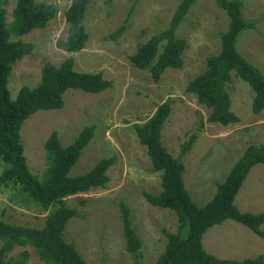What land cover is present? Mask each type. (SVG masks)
<instances>
[{"label": "rangeland", "instance_id": "obj_1", "mask_svg": "<svg viewBox=\"0 0 264 264\" xmlns=\"http://www.w3.org/2000/svg\"><path fill=\"white\" fill-rule=\"evenodd\" d=\"M43 1L56 4L54 18L43 28L10 36L12 40L33 44L31 52L11 66L7 82L10 97L21 86L31 88L38 83L44 61L57 66L65 57L72 58L76 71L100 72L110 86L97 93L67 89L61 108L36 110L23 120L19 139L28 170L41 175L46 165L43 142L51 131L65 146L83 126L92 124L93 136L68 174L84 173L103 157H112L113 161L105 171L108 180L103 187L64 197V203L74 207L76 214L65 223L63 239L73 243L85 264H132L133 257L124 247L119 210V203L123 202L140 240L138 263L154 264L163 250L164 232L175 231L177 220L172 210L153 206L142 195L144 191H160V174L151 171L145 147L137 141L132 124L143 122L157 104L171 99L160 141L176 157L181 143L190 133H196L190 149L181 156L183 184L196 205L210 199L216 183L223 180L247 144L264 142V110L251 111L253 94L243 80L231 73L227 87L229 109L238 121L227 125L208 122L209 109L184 90L186 82L203 70L205 56L218 52L219 33L226 29L228 18L215 0H195L175 29V36L186 42L181 67H166L153 81L147 69L130 64L128 55L167 26L179 0H91L83 19L87 39L75 53L54 45L66 34L63 11L70 0ZM240 1L242 17L254 21L255 28L241 31L235 45L246 60L264 73V0ZM12 7V1L4 5L6 22L11 21ZM119 25L124 27L122 32L111 38L109 34ZM233 203L240 211L264 212V164H255L248 170ZM46 213L27 199L18 185L0 183L1 220L40 228ZM260 229L264 232V222ZM201 244L206 252L221 258L261 254L264 260V236L231 219L209 227ZM22 250L28 254L20 264H47L28 245L14 246L8 256L19 258Z\"/></svg>", "mask_w": 264, "mask_h": 264}, {"label": "trees", "instance_id": "obj_2", "mask_svg": "<svg viewBox=\"0 0 264 264\" xmlns=\"http://www.w3.org/2000/svg\"><path fill=\"white\" fill-rule=\"evenodd\" d=\"M13 2L11 21L5 20L4 5ZM91 0H70L63 11L67 23L66 34L55 40V47L69 53L81 50L87 39L84 28V12ZM195 0H179L167 26L152 34L135 51L128 55L132 66L147 69L153 81H157L166 67L182 65V51L186 47L183 38L175 36V29ZM228 18L227 27L219 33L220 46L215 54L204 58L203 70L189 79L184 87L198 104L209 109L208 122L221 125L235 123L238 117L229 109L227 91L231 73L248 84L252 91L250 108L253 113L264 110V73L246 60L236 48V39L241 31L255 28V22L242 17L240 0H215ZM56 4L43 0H0V183L15 184L20 191L41 210L47 211L40 228L8 223L0 219V264L12 261L23 263L27 251L19 258L8 253L16 245L31 246L36 256L47 264H85L72 242L63 239L67 220L76 214L74 207L64 203V197L89 189L103 187L108 180L105 173L112 157L100 158L84 173L69 175L81 150L93 136L94 126H83L65 146L61 145L55 131L43 142L46 165L40 176L32 174L26 165L19 139L23 120L36 110L58 109L63 105V93L67 89H80L97 93L110 86L100 72H81L73 69L71 57L63 58L57 66L44 61L40 77L34 87L21 86L13 98L7 87L12 64L31 52V42L12 40L32 29L43 28L54 18ZM123 25L109 34L118 36ZM171 99L157 104L154 111L141 123L132 127L137 141L145 147L151 171H158L160 191L156 194L142 192L144 199L153 206L167 208L176 215L177 227L173 232H164L163 250L154 264H264L261 254L251 258H219L204 250L201 244L203 233L211 226L231 219L258 236H264L260 225L264 212L240 211L233 203L234 196L248 170L255 164H264V142L249 143L233 162L221 182L216 183L214 194L202 205H196L184 187L181 156L196 138L192 132L181 143L176 157L172 156L160 141V131L170 111ZM83 203V201H80ZM125 250L133 257L132 264H139L140 240L131 227L128 209L119 203Z\"/></svg>", "mask_w": 264, "mask_h": 264}, {"label": "crops", "instance_id": "obj_3", "mask_svg": "<svg viewBox=\"0 0 264 264\" xmlns=\"http://www.w3.org/2000/svg\"><path fill=\"white\" fill-rule=\"evenodd\" d=\"M260 226H261V225H260ZM212 254H215L214 256H217V257L219 256V255H216V253H212ZM219 258H221V257H219Z\"/></svg>", "mask_w": 264, "mask_h": 264}]
</instances>
